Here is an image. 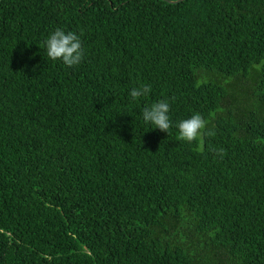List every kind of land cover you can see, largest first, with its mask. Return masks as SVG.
I'll return each mask as SVG.
<instances>
[{
  "label": "trees",
  "instance_id": "1",
  "mask_svg": "<svg viewBox=\"0 0 264 264\" xmlns=\"http://www.w3.org/2000/svg\"><path fill=\"white\" fill-rule=\"evenodd\" d=\"M0 264H264V0H0Z\"/></svg>",
  "mask_w": 264,
  "mask_h": 264
},
{
  "label": "clouds",
  "instance_id": "2",
  "mask_svg": "<svg viewBox=\"0 0 264 264\" xmlns=\"http://www.w3.org/2000/svg\"><path fill=\"white\" fill-rule=\"evenodd\" d=\"M46 54L51 60H61L66 66L72 67L78 65L83 60V49L80 42V36L72 31L65 32L61 28H56L45 40ZM260 68V64L254 65ZM151 91L149 85H140L130 90V96L133 100L142 96H147ZM170 104L166 100H158L143 108V119L146 123L155 125V128L168 133L171 127L169 118ZM206 120L199 113L192 114L189 118L182 119L176 125L178 129V139L192 143L200 141V148L203 150V139L205 135H211V132H205ZM223 153V149L219 150Z\"/></svg>",
  "mask_w": 264,
  "mask_h": 264
}]
</instances>
